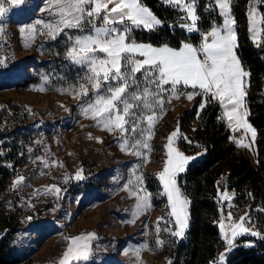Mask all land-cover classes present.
<instances>
[{
	"label": "rangeland",
	"instance_id": "1",
	"mask_svg": "<svg viewBox=\"0 0 264 264\" xmlns=\"http://www.w3.org/2000/svg\"><path fill=\"white\" fill-rule=\"evenodd\" d=\"M161 1L168 5L164 0ZM66 2L67 0H27L25 5L12 8L0 19V60L5 61L0 64V125L8 120V126L17 130V136L11 143L12 156L17 161V167L3 189L0 201L9 215L7 220L11 222L13 229L11 238L17 256L16 264H60L71 239L80 236L87 240L89 234H94L89 241V259L69 258V264H169L170 254L172 255L176 243L183 240L185 234L182 238L174 237L170 231L162 230H175L171 207L159 179V173L168 158L165 147L167 137L179 129V136L173 137L172 146L184 155L194 157L176 177L181 197L188 201L186 207L189 226V199L183 193L179 180L199 158L200 153L188 154L182 147L180 119L192 112L196 100H200V105H206L213 100L220 106L237 150L247 152L250 157L253 156L257 133L253 139L251 131L234 130L235 124H230L225 116V111L231 106L226 109L217 100L203 95L187 100L184 95L176 98L165 93L163 110L156 108L154 112L145 113L157 116L151 130L150 149H142L143 156L134 155L131 148L122 149L121 133L108 132L102 125L98 127L97 121L83 112L96 96L93 91L84 96L76 95L80 84L86 83V65H78L83 70L74 83L54 84L45 74L49 62L60 56L63 43L68 44V51L76 36L93 34L92 25L86 22L80 29H64L52 39L48 26L54 28L59 24V9ZM198 2L196 0V9ZM211 2L214 4V0ZM251 3L252 0H249L246 8L247 40L256 47L264 48V22L259 19L260 10L256 18V30L259 33L256 39H253L254 33L249 30L248 12ZM4 6L9 7L7 0H4ZM216 8L219 20L212 22L208 31L200 33V18L197 31L191 33L182 27L186 33H200L197 43H184L199 47L205 34L213 27L223 26V18L219 14L218 6ZM185 16L186 13L183 12L185 22L182 25L190 23ZM37 21L42 23L38 24ZM93 23L97 26L103 25L102 19L93 20ZM115 26L121 30L125 27L122 24ZM233 28L237 34L234 52L242 68L249 73L239 53L237 25H233ZM139 30L146 29L134 28L130 33L131 39L137 43L150 44L153 47L168 46L177 50L184 44L173 47L168 44L154 45L137 41L135 35ZM137 77L140 87L143 88L142 75L138 73ZM30 78H39V81L28 86L22 84ZM52 79L56 80L57 77ZM244 84V104L248 113L246 97L250 75L244 78ZM182 91L192 92L193 89L188 87ZM200 105L196 108L193 125L186 120L184 130L188 139L204 108L201 109ZM245 119L255 129L249 121V114ZM138 127L143 128L146 133V119ZM236 141H243L249 147L238 146ZM78 171L84 177L81 180L75 179ZM21 177L24 180L17 185L16 181ZM125 185L129 187L126 188ZM56 187L61 189L59 193L54 191ZM138 189H143L140 191L141 196L148 197V207L139 210L135 207ZM224 194L228 195L227 200L222 198ZM220 195L223 209L219 225L223 222L225 231L230 233L229 226L232 223L240 222L241 217H249L248 206L244 200L236 203L234 192L225 190ZM229 213L232 214L231 220L227 219ZM261 224L250 217L245 221L246 227L260 233V236L254 237L264 239V227ZM144 245L147 247H142Z\"/></svg>",
	"mask_w": 264,
	"mask_h": 264
},
{
	"label": "snow or ice",
	"instance_id": "2",
	"mask_svg": "<svg viewBox=\"0 0 264 264\" xmlns=\"http://www.w3.org/2000/svg\"><path fill=\"white\" fill-rule=\"evenodd\" d=\"M164 2L186 13L185 19L190 23L182 27L187 28L189 32L198 30L196 0H164ZM7 3L9 7H5L4 0H0V19L12 8L25 5L27 0H7ZM214 4L219 8L223 26L213 27L205 34L199 47L184 43L178 50L168 46L153 47L131 39L130 33L134 28L153 30L162 23L142 5L140 0H67L60 7L59 24L54 28L48 26L51 29L49 35L52 39L64 29H80L86 22L92 25L93 34L74 38L72 47L67 51V58L74 64L86 65L88 69V75L84 77L86 83L80 84L76 95H88L89 91L96 94L94 101L83 109L84 114L86 116L90 114L91 118L97 121L98 127L102 125L108 132L121 133L122 149L131 148L136 156H143L142 149H150L151 130L157 116L145 115V113L154 112L156 108L162 111L165 93L176 98L184 95L187 100L203 95L217 100L226 109L231 106L225 111V116L230 124H235L234 130L251 131L253 139L255 138V129L245 119L248 113L244 104L246 96L244 78L249 73L242 68L234 52L237 46V34L233 28L236 21L232 18L231 0H214ZM258 10H260L259 19L264 22V0H252L249 8V30L254 33L253 39L259 35L256 30ZM100 19L103 21L102 26L93 23V20ZM37 23L42 22L37 21ZM116 24L125 27L121 30L115 26ZM4 63L5 61L0 60V64ZM138 73L143 77V88L138 82ZM188 87L193 91H182ZM197 89L199 91H196ZM204 106L202 103L201 109ZM145 119L146 133L143 128L138 127ZM129 133L132 135L129 136ZM178 136L179 129L167 137L165 147L168 158L159 173V179L163 183L175 227V230L168 228L162 230L170 231L172 236L182 238L188 226L186 207L188 201L181 197L176 177L185 170V166L194 157H188L172 146L173 137ZM236 143L241 147H249L243 141ZM83 178L80 171L75 174L76 180ZM23 180L24 178L21 177L16 184ZM137 183H140L139 178ZM54 191L59 193L61 189L56 187ZM140 191L143 189H138L136 192L137 210L148 207V197L141 196ZM222 198L227 200L229 197L224 194ZM28 219L30 220L31 217ZM227 219H232L231 213L228 214ZM247 219H249L247 216L241 217L240 222L232 223L229 226L230 233L225 231V224L220 223L219 227L226 243V251L219 257L220 264H226V254L237 246L236 240L239 236L244 234L260 236L259 232L245 226ZM93 235L89 234L87 240L80 236L72 238L60 264H69V258L89 259L91 255L89 241ZM158 243L162 242L158 241ZM247 246H251V242H248Z\"/></svg>",
	"mask_w": 264,
	"mask_h": 264
},
{
	"label": "trees",
	"instance_id": "3",
	"mask_svg": "<svg viewBox=\"0 0 264 264\" xmlns=\"http://www.w3.org/2000/svg\"><path fill=\"white\" fill-rule=\"evenodd\" d=\"M140 1L162 23L150 31L139 30L135 35L137 41L173 47H179L186 41L197 43L200 33L208 31L212 22L219 20L213 2L199 0L197 13L200 18V33L190 34L182 28L185 22L183 12L163 4L161 0ZM248 2L249 0H231V8L239 31V53L250 75L246 105L249 121L257 133L253 156L237 150L220 106L213 100L206 103L200 113L194 131L188 136L190 141L185 134V123L187 120L192 126L195 122L200 100L195 101L192 112L180 119L182 147L188 154L200 153V156L179 180L183 193L189 199L190 220L184 239L176 243L172 255L170 254L169 264H220L219 257L226 251V243L219 227L223 209L220 193L225 190L235 193L236 203L244 200L248 206V216L264 227V48L256 47L247 40L245 26ZM67 49L68 44L63 43L60 56L51 60L46 67L45 74L54 84L74 83L82 73V67L66 57ZM53 77L57 79L54 80ZM38 81L39 78H30L22 84L28 86ZM7 122L8 120L0 125V196L17 167L11 149L17 130L8 126ZM8 216L0 201V264L17 262L11 238L13 229L11 222L7 220ZM248 242H251V246H247ZM236 245L226 254V264H264V239L240 236Z\"/></svg>",
	"mask_w": 264,
	"mask_h": 264
}]
</instances>
